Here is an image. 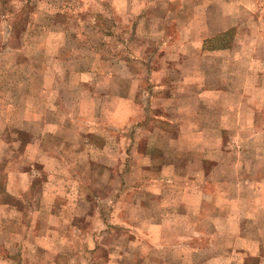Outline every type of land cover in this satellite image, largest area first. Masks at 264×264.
I'll return each mask as SVG.
<instances>
[{"label": "rangeland", "instance_id": "rangeland-1", "mask_svg": "<svg viewBox=\"0 0 264 264\" xmlns=\"http://www.w3.org/2000/svg\"><path fill=\"white\" fill-rule=\"evenodd\" d=\"M235 36L247 39L233 48ZM205 37L214 38L202 54ZM129 94L131 116L118 126L105 123ZM244 94L249 102L238 103ZM221 109L234 128L224 136L215 132ZM240 109L258 115L251 131L262 135L238 133L233 112ZM42 115L49 122L45 155L60 160L53 169L79 174L77 186L90 194L82 210L107 212L110 223L94 243L61 246L65 261L58 264H264L263 190L256 200L243 184L241 210L228 212L221 207L225 186L214 196L185 191L198 178L185 172L205 160L207 144L222 141L232 150L239 141L264 143V0H0V188L26 170L47 179L25 146L13 150L16 132L38 130ZM258 150L253 158L264 160V147ZM175 159L176 169L169 166ZM109 161L114 167L105 166ZM213 169L210 178L225 173ZM157 178L178 184L164 192L143 183ZM237 244L249 252L233 251ZM189 254L208 257L191 263Z\"/></svg>", "mask_w": 264, "mask_h": 264}, {"label": "crops", "instance_id": "crops-1", "mask_svg": "<svg viewBox=\"0 0 264 264\" xmlns=\"http://www.w3.org/2000/svg\"><path fill=\"white\" fill-rule=\"evenodd\" d=\"M208 38L209 37L204 38V47L200 50V53L202 51V54L211 50L208 47V43L213 38ZM233 39L232 47L235 48L236 44H240L243 40H246L247 37H243L240 42L238 41L239 37L236 38L235 36ZM238 47L239 46H237L236 49ZM255 51L256 48H254L252 52ZM203 93L206 95L205 98H207L209 97L208 93H211V91H203ZM215 93L222 95L220 90L215 91ZM215 93H213V95H215ZM130 96L131 95L129 94L128 97H121L123 102H121L120 106H122V109L120 111L117 110L115 115L113 112L111 115L107 114L109 116H106L105 123L112 126H118L120 118L126 120L131 116L130 108L128 106L129 104H132ZM249 100V94H247V96L245 94L244 96L240 95L238 103L245 101L249 102ZM81 105L82 104L80 103L79 107H81ZM218 105L220 106V102ZM243 112L248 114L249 121L247 123L243 122V119L245 118L244 116H241V113ZM190 113L192 114L193 111L186 112L187 116L186 114L185 116L188 118ZM99 115L100 109L99 107H96V116ZM166 115L168 116V114ZM215 115H217L218 119L222 118V125L218 124L217 130H215L217 134L224 136L225 134L234 132V130H231L234 128L227 126V117L225 116L224 110L221 109L218 112H215ZM141 116V118H147L145 112H143ZM196 116L198 115L196 114ZM257 116L258 115L252 110L248 111L245 109V111H242L240 109L234 111L233 117L238 118L239 126L236 128L238 133H242L243 131H246V129H249L247 131L249 132L248 134H254L257 136L262 135L255 134L256 132L254 133V131H251L256 125ZM190 118L191 117L187 120ZM36 119L41 121L40 128L38 130H18L16 132L17 137L13 138V150L25 146V150L28 152V160L40 163L41 166H43L41 167L42 170L47 171L49 175H47L46 180L44 177L38 179L30 174V170H26L25 173L16 172L3 179L4 185L2 186L1 184L0 188V264H3V262L12 264H58L64 262L65 260L60 256V253H63L64 251L63 249V251L59 250L61 246L73 248L85 247L103 236L110 225V223L108 224L107 212L105 215L100 209H96L93 212L90 211L89 213L82 210V202L89 199L90 194L87 193V191L84 193L81 192V189L78 187V184L83 180L79 174L59 175L55 172L56 169H53V167L56 165L60 167V160L53 156L49 157L45 155L48 148L44 145L45 143L43 144V138L49 134V130L46 128V126L49 125L48 119H46L45 115H42L41 118L37 117ZM169 122V127L172 128L171 123H174V120H169ZM122 123L124 124V121ZM165 125L167 126V124ZM184 125L185 129L192 128L188 121L185 122ZM181 126H183V124H181ZM89 131L90 132H86V135L88 134V136L90 135L89 133L92 132L91 130ZM203 132L204 131H198L200 134ZM262 133H264V131H262ZM81 145H83L84 150H89L86 144L82 143ZM226 146L225 143L222 144V141L206 145L209 149H207L208 155L205 160L194 162L195 167H192L191 170L188 171V174L185 172V175L198 177L197 180H195L196 182H192V185L189 184L185 191L189 194L190 192L198 193L200 190L201 193L205 195L207 194V191L210 190L213 191L212 196H214L216 192H221L223 186H225L226 189L223 190L220 196L223 195V197L228 198L227 201L223 202V205H220L226 212H228L238 209L241 210L237 201L243 197L244 191H247L243 189V184H250L249 191L251 198H255L256 200L259 199V189L263 190L260 199L264 198V169H261L264 167V160L261 158L262 160L260 159L258 161L253 158L254 154H259L260 150H258V147H264V143L257 145L248 143L245 145L239 141L234 145L232 150L229 145ZM107 148L108 144H106L105 149ZM56 151L59 150L57 149ZM189 151L191 152L193 150L191 149ZM220 152L224 159H218L215 157L220 154ZM179 162L180 160L175 159V162L170 163L169 166L176 169ZM191 163L193 164V162ZM61 164L62 167H65L64 160H61ZM104 164L108 168L114 167L112 166L113 164L111 161L105 162ZM19 165L20 161L13 159V166L18 167ZM154 165H158L159 167L164 166L162 162L160 163L158 161H155ZM211 168H214L213 170L217 168L219 173H225L217 179L210 178V175L212 174ZM63 170L66 171L65 169ZM185 175H182V177ZM66 181L70 182V184L73 182L74 186L71 185L69 187V184L67 186L61 185L62 182ZM143 181H145L143 182L145 184H147V181H150L152 186L156 187L155 189L160 188L164 192L175 187V184H178L177 180L172 178H157L153 180L143 179ZM198 183L200 184L198 185ZM213 186H215L214 190H212ZM45 190L47 192H45ZM159 197L161 198V196ZM110 198H113L112 194ZM188 199L191 200L192 197L189 196ZM189 200L187 203L182 202V205L185 208H188L191 204ZM120 202L122 201L116 203ZM128 205L125 204L123 209ZM139 206L142 205L139 204ZM84 216H87L86 221L84 222V226H81V220ZM124 216L129 219V215L122 211V224H125ZM112 226H114L113 222H111L110 229H113ZM201 251H203V249L200 250V252ZM233 251H245L247 253L249 252V247H240L239 244H237ZM72 252L73 251H71V255ZM71 255L69 256L70 259L67 260L76 262V259H72ZM250 255L256 257L259 254ZM207 257L208 256L202 255L200 258L195 259L193 254H191L190 256H186L185 260L195 263L197 261H204ZM113 261L116 262L119 260Z\"/></svg>", "mask_w": 264, "mask_h": 264}]
</instances>
